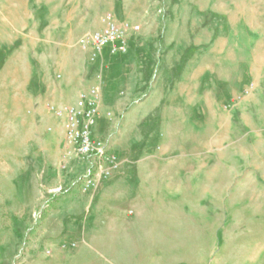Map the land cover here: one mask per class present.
<instances>
[{
	"label": "crops",
	"instance_id": "obj_1",
	"mask_svg": "<svg viewBox=\"0 0 264 264\" xmlns=\"http://www.w3.org/2000/svg\"><path fill=\"white\" fill-rule=\"evenodd\" d=\"M84 1L46 29L86 35L103 26L108 13L119 24L141 27L130 29L127 51L94 53L106 74L93 131L109 141L117 164L109 177L83 188L79 178L88 163L73 147L64 170L48 171L44 216L31 231L25 264H199L195 253L204 264H226L220 245L225 192L246 153L234 150L239 163L227 181L223 143L264 142V0H170L165 16L156 0H120L118 8L119 0ZM40 2L1 13L21 12L20 26L31 29L26 37L33 41L34 28L50 17V0ZM0 23L17 26L6 18ZM76 90H70L73 105ZM122 108L117 130L111 109ZM214 151L222 158L211 167ZM259 170L235 182L231 204L241 214L235 218L245 217L250 201L243 188L257 186L248 177Z\"/></svg>",
	"mask_w": 264,
	"mask_h": 264
},
{
	"label": "rangeland",
	"instance_id": "obj_2",
	"mask_svg": "<svg viewBox=\"0 0 264 264\" xmlns=\"http://www.w3.org/2000/svg\"><path fill=\"white\" fill-rule=\"evenodd\" d=\"M149 1L145 5L152 4L154 0ZM156 1L165 16L170 0ZM84 2L50 0V17L42 27L34 28L35 38L30 41L26 34L31 29L20 26L24 15L15 11L1 13V9L12 7L24 11L27 6L40 7V0H0V22L6 18L17 25L0 26V42H5L0 45V264H25L31 231L40 226L44 216L43 194L46 192L47 173L64 170L69 165L70 156L74 155L67 120V109L74 103L71 88H77L78 97L82 90L105 81L106 68L94 53L103 57L110 53L108 47L100 55L83 46L84 35L76 34V31L58 34L57 30L45 27V24L62 22L70 10L84 7ZM89 6L97 7L93 2ZM131 11L133 16L138 9L131 8ZM126 110L111 109L119 121L117 130ZM223 145L227 181L230 174L236 173L235 162L239 163L233 157L234 150L240 148L243 154L246 153L242 156L240 174L233 178L232 185L225 192V235L220 240L225 262L264 264V142L255 144L245 138L234 143L233 139H226ZM254 150L256 156H252ZM215 153L211 152V167L220 163L222 158ZM254 164L262 170L258 171V177L254 175L248 180H258V184L243 188L242 195L250 204L245 205L244 218H235L241 214L236 211L235 215V205L231 204L234 184L249 175L255 168ZM245 211L256 214L258 218L248 217L249 213ZM197 239L195 236V247ZM200 239L205 245V238ZM194 259L199 264L205 263V259H200L196 253ZM212 260H217V252Z\"/></svg>",
	"mask_w": 264,
	"mask_h": 264
},
{
	"label": "built area",
	"instance_id": "obj_3",
	"mask_svg": "<svg viewBox=\"0 0 264 264\" xmlns=\"http://www.w3.org/2000/svg\"><path fill=\"white\" fill-rule=\"evenodd\" d=\"M138 33L140 25L119 24L111 13L107 14L105 24L84 35V47L98 53L112 54L125 52L132 37L130 29ZM100 85L82 90L76 104L67 109L68 135L76 154L87 161V172L81 174L79 181L83 188L94 187L111 175L117 164V157L110 152L107 140L95 135L93 128L99 116ZM61 188L58 189L60 191Z\"/></svg>",
	"mask_w": 264,
	"mask_h": 264
}]
</instances>
